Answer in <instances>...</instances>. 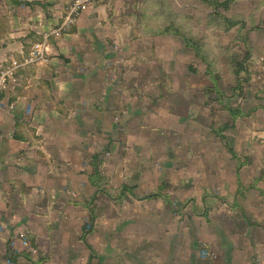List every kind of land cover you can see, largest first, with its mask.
Masks as SVG:
<instances>
[{
    "label": "crops",
    "instance_id": "obj_1",
    "mask_svg": "<svg viewBox=\"0 0 264 264\" xmlns=\"http://www.w3.org/2000/svg\"><path fill=\"white\" fill-rule=\"evenodd\" d=\"M75 2L0 0V71L14 62L20 65L9 79L0 109V264L9 260L12 264H264V107L262 120L257 112L224 133L217 129L224 124L219 118L207 119L210 115L204 114L200 126L205 133L214 132L218 139L229 136L235 146L256 147L258 142L262 148L192 150L186 155L192 159L190 165L184 162L182 169L167 170L173 175L171 186L178 190L171 196L147 199L155 194L158 187H154L143 197L145 180H158V173L151 169L147 173L148 166L138 161L128 162L134 151L122 152L119 188L120 192L124 187L130 190L121 198L138 210L117 217L104 213L102 228L95 226L97 230L86 236L85 224L92 219L88 206L96 195L109 197L111 189L104 184L107 192L96 193L90 177L92 157L99 155L102 161L103 156L118 153L117 142L104 134L117 102L111 91L114 85L106 84L101 75L106 59L113 56L105 47L119 50L134 41L141 45L145 39L131 37L129 31L144 29L145 24L133 18L136 9L128 5L129 0L87 4L68 23ZM41 42L48 45L45 58L27 63L33 47ZM259 62L256 70L264 77V61ZM258 97L252 95L255 101ZM228 101L224 100L225 108L231 112L235 106ZM79 124L86 127L88 136L72 130ZM93 125L102 131L97 139L102 150L96 152L90 151L88 143ZM50 127H62L61 133ZM193 158H199L196 166ZM102 165L105 177L106 165ZM175 169L182 176L181 184L175 183ZM168 197L191 200V206L200 209L215 206L217 215L210 218L217 219L207 224L195 221L197 214L174 215L165 208ZM145 203L155 205L143 211ZM239 206L245 207L248 220L239 215ZM241 223L247 226L246 233L242 231L243 246L237 228ZM197 245H207L209 250L200 252ZM243 253L245 260H241Z\"/></svg>",
    "mask_w": 264,
    "mask_h": 264
},
{
    "label": "rangeland",
    "instance_id": "obj_2",
    "mask_svg": "<svg viewBox=\"0 0 264 264\" xmlns=\"http://www.w3.org/2000/svg\"><path fill=\"white\" fill-rule=\"evenodd\" d=\"M128 3L136 9L133 18L137 23L145 24L144 29H131L129 33L131 37H141L145 40H142L144 43L141 42V45L134 41L133 44L120 46L119 50H115L113 46L105 47L112 51L113 56L104 60L108 64L101 75L104 76L106 84L114 85L111 91L114 94L113 99L117 102L111 110V124L104 127V134L117 142L118 153L102 157L106 165L103 164L102 168L105 166L106 175L110 177L105 183V186L111 185V189L108 188L110 195H96L88 206L92 219H88L85 224L86 236L93 234L97 230L96 227L102 228L104 213L117 217L121 213L132 214L137 209L128 201L123 203L121 199L117 202L123 191L120 192L117 174L119 163L124 161V158L119 156L122 152L134 151L130 154L131 158L127 159L128 162L138 161L148 166L147 173L149 169L158 173V180H145L148 186L143 184L141 188L144 197L149 195L154 187H158L154 192L160 195L177 193L178 190L171 186L173 175L167 173V170L173 167L182 169L180 166L184 162L190 165L192 159L186 155L192 150L246 151L248 148H262L258 142L256 147H245L242 143L235 146L229 136L218 139L214 132L209 135L201 128L200 119L205 118L204 114L210 115L207 119L219 118L224 123L217 128L221 133L229 132L237 122L245 124L246 120L243 119L250 120V116L257 112L258 118L263 119L260 110L264 107L261 101L264 99V77L256 70V64L264 61L260 60L264 57V0H234L230 5L222 4L217 9L210 7L211 4L204 0H129ZM213 13L221 18L212 17ZM223 17L238 25L227 29ZM171 25L188 38L202 42V51L186 46L182 37L176 35L172 29L171 34H162ZM203 53L212 64L211 73H208L210 67L204 60ZM125 57L128 58L126 62ZM253 94L259 95L256 101L252 99ZM234 97L235 100H232ZM225 99H230L229 104L234 103L235 110L230 112L225 108ZM215 103L218 105L215 106ZM216 107L219 110H214ZM90 113L91 111H88L87 116H91ZM258 122L256 115L255 132L260 125ZM50 128L55 133H61L62 130V127ZM89 128H93L94 133L88 142L90 151L102 150V146L97 142L102 131L95 125ZM72 130H76L79 135L88 136L83 124L76 125ZM153 152L155 157L151 156ZM198 159L193 158L195 166ZM170 160L172 162H169ZM167 163H171V166ZM177 171L178 169H175L178 178L175 183L181 184L182 176ZM111 180L114 181L110 183ZM210 192L214 196L218 195L214 190ZM168 200L165 208L174 215L197 214L195 221L207 224L217 219L213 216L217 215L215 206H204L200 209L195 204L191 206V200L172 201L169 197ZM142 205L144 211V207L149 208V205L155 204ZM239 208L241 218L248 220L245 207ZM210 214H213L212 218ZM221 217L225 221L223 214ZM237 228L241 229L240 245H246V236L242 235V231L246 233V224L241 223ZM96 235L99 241H102L99 231ZM197 246L200 252L208 247ZM240 256L241 260L247 257L245 253ZM253 258L256 260L257 256L252 257L254 261ZM9 261L10 264L13 263L12 260Z\"/></svg>",
    "mask_w": 264,
    "mask_h": 264
},
{
    "label": "trees",
    "instance_id": "obj_3",
    "mask_svg": "<svg viewBox=\"0 0 264 264\" xmlns=\"http://www.w3.org/2000/svg\"><path fill=\"white\" fill-rule=\"evenodd\" d=\"M234 0H229V1H226V2H221L220 0H204V2H207V3H210V7H212L213 9H217L219 8L222 4H224V6H228L230 5ZM214 14V13H213ZM212 17H215V18H219L220 15H213ZM221 18V17H220ZM224 20V22L226 23L227 25V29H232L234 27H236L238 24L235 23V22H230L228 21L225 17L222 18ZM229 22V24H228ZM149 26L146 28L148 29ZM172 29V31H174V33L180 37H182L184 43L186 44V46L188 47H194L195 50L197 51H202L203 49V44L202 42H200L199 40H194V39H190L188 38L187 36H185L183 33H181V31L177 28L174 27V25H171L170 27L166 28L162 34H165V35H168V34H171L170 33V30ZM204 51V50H203ZM204 55V60L206 61V63L208 64V66L210 67L208 73H211V63L209 62L208 58L205 56V54L203 53ZM92 166L94 167V173L90 176L91 177V182L94 186H96V193H100V192H103V191H106L105 189H103V186L104 184L106 183L107 179L102 175V172L100 170V167L102 165V161H100V157L99 155H93L92 157ZM130 190L128 187H124L123 188V191L122 193H120V198L124 196V191H128ZM107 192V191H106ZM161 195L159 193H155V194H152L148 197H146L147 199L148 198H157V197H160ZM122 199V198H121ZM168 198H166V202L168 203Z\"/></svg>",
    "mask_w": 264,
    "mask_h": 264
},
{
    "label": "built area",
    "instance_id": "obj_4",
    "mask_svg": "<svg viewBox=\"0 0 264 264\" xmlns=\"http://www.w3.org/2000/svg\"><path fill=\"white\" fill-rule=\"evenodd\" d=\"M103 0H76L74 3L68 23H72L76 16L79 15L80 11L85 7L87 4H96ZM56 34H58L56 32ZM48 52V45L46 42H41L36 44L31 52V58L28 60L27 63H35L41 61L45 58L46 53ZM20 67L19 63L14 62L9 69H1L0 71V109L3 108L5 103L4 94L8 89L9 79L12 78L13 74L17 69ZM11 262H8L10 264Z\"/></svg>",
    "mask_w": 264,
    "mask_h": 264
}]
</instances>
